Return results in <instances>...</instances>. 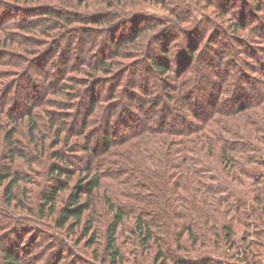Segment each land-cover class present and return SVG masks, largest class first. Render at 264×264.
Returning <instances> with one entry per match:
<instances>
[{
	"label": "trees",
	"instance_id": "obj_1",
	"mask_svg": "<svg viewBox=\"0 0 264 264\" xmlns=\"http://www.w3.org/2000/svg\"><path fill=\"white\" fill-rule=\"evenodd\" d=\"M33 1L37 3L34 6L42 5L41 0ZM56 1L57 6H66L69 2ZM89 1L79 0V3L86 4ZM99 1L106 3L108 7H112L110 2H114ZM116 1L120 3L118 5H131L127 0L125 3L123 0ZM183 2L174 18L171 14L172 20L167 21L166 18L149 17L143 11L133 17V20H128L132 15L129 11L121 15H113L107 11L79 15L69 11L63 15L65 6L56 9L54 6H46L45 3L34 13L35 16H26L24 22L13 18L1 21L0 16V32L6 34H9V28H13L16 32L24 33V36L34 31L46 35L52 23H44L43 20L48 19L47 16H53L61 18L65 25L72 22L96 28L105 25L102 33L110 39L108 45L103 42L95 44V40H89L95 35L91 28L87 29L86 38L81 35L74 38L72 34H66L68 40H76V43L78 41L76 55L71 58L81 65V74L89 77L88 81L81 80L84 86H81L80 108L81 111H86L81 114L83 117L79 132L73 130L70 124L59 125L56 118L64 114L66 117L74 116L76 113L79 117L81 111L76 107L71 111L61 108L57 115H52L54 113L49 110L46 124L55 129V145L60 143L63 132L67 131L64 136V144L67 146L72 133H81L84 140L82 150L86 154L91 153L82 168L85 175L72 186L68 201L60 210L56 208L58 193L65 188L61 177L64 174L71 177V172H65L66 165H51L50 174L58 183L43 193L39 212L44 215V205L48 204L49 214H59L56 227L62 228L71 218L80 219L83 216L94 201L93 193L102 190L103 179L110 177L116 181L115 191H124L120 195L128 200L120 202L117 197H113L118 196L117 194L109 195L103 189L104 202L114 213V219L107 227V245L112 249L110 256L113 261L119 254L114 249L115 234L126 215L134 220L135 231L139 233L142 244L156 245V258L161 259L160 264H166V260H169L166 254H171L164 246L167 240L181 248L184 236L193 247L196 244L219 248L230 246L235 253L223 252V255L238 262H218L216 253L210 250L198 258L172 255V264H257L248 236L250 231L256 237L263 236L261 230L264 227V62L258 61L259 69L255 70L254 78L243 71L241 62L244 55L252 58L256 54L250 43L252 36L257 37V40L263 37L264 1L249 0L248 3H243L237 14L239 19H236L237 15L232 14L233 12L228 13L223 8L225 0ZM151 4L166 9L164 0H151ZM207 5L217 17L230 15L225 21L229 25L224 30L210 19L212 14L209 16L203 10ZM11 7L6 6L27 15L32 12L31 9L28 11ZM31 7L30 5L29 8ZM247 8L253 9L251 13L258 14L253 15L255 21L244 19L247 14L243 11ZM140 19L147 22L139 25L137 23ZM173 22L178 25L187 23L189 29L193 28L190 32L193 35L202 29L209 30L211 34L204 41L206 33L203 36L199 33L196 44H188L175 64H170L167 57L171 51L166 39L176 29L171 26ZM254 22L256 25H253ZM125 23H130L128 34L115 37V32L125 28ZM58 25L55 22L54 27ZM198 25L201 26L199 29ZM162 27L164 31L160 34L158 31ZM177 32L180 34L181 30ZM24 36L21 38L24 39ZM3 37V45L7 42L18 47L21 45V41L12 34ZM154 41L161 45L160 50L152 47ZM91 44L97 47L94 59L89 55ZM59 45L51 46L52 50L45 54L48 57L51 51L54 54L59 52L60 59L51 62L52 72L45 69L40 81H32L31 90L27 89L25 97L27 100H35L25 107V112L18 114L24 113L27 118L32 138L35 137L34 131H40L38 119L32 110L43 105L58 106L56 102H51V105L48 103L51 101V94L56 100L65 102L75 92L74 88H70L73 83L67 85L65 81L71 71L70 67L62 68L70 60V56L66 57L62 49L59 51ZM23 51L27 52V49L23 48ZM63 61L65 62L62 63ZM131 61L135 63L132 65ZM139 65L144 67L137 70ZM26 67L28 71L31 65ZM64 69L65 73L61 77ZM138 72L141 77L139 84L133 81ZM98 73L110 77V85L103 94L98 87L95 88L96 85L104 86L103 80H92L98 78ZM150 73L157 82L153 83L148 79ZM151 83L154 85L152 88ZM33 91L35 92L31 95ZM86 95H89L88 102L84 100ZM3 97L8 99V96ZM127 97L135 98L136 103L124 102ZM139 108H143L145 113H140ZM0 113L6 115L8 122L19 121L12 112H7L6 106ZM124 127L128 129L127 132ZM15 129V126L11 127L6 135L10 144L6 157L11 161L24 154L13 146ZM45 138L43 136L41 141L44 142ZM92 141H100L101 148H96L99 151L90 147ZM108 165L114 168H104ZM5 177H9L10 181L4 191V200L10 205L15 201L11 189L16 185L17 179L7 168L1 173V178ZM4 217L6 215L2 214L0 218L4 229L19 236L18 224L9 227L11 218ZM12 218L16 219L14 216ZM236 224L243 228L242 244L237 247L233 237ZM86 226L89 227L90 222ZM9 235L4 234V239L11 242ZM42 239L51 241L52 249L56 250V253L53 251L54 256H60L59 251H70L59 235L45 233ZM12 244L16 247V252L2 247L0 243V264H31V260L17 252L21 249L18 243ZM50 258L51 256L44 261L47 262Z\"/></svg>",
	"mask_w": 264,
	"mask_h": 264
},
{
	"label": "rangeland",
	"instance_id": "obj_2",
	"mask_svg": "<svg viewBox=\"0 0 264 264\" xmlns=\"http://www.w3.org/2000/svg\"><path fill=\"white\" fill-rule=\"evenodd\" d=\"M24 1L17 2L14 0H0V16L2 18L1 21H6L7 18H13V20L24 22L26 16H35L34 13H36L39 7H42L44 3L47 4L46 6H54L56 9L64 8L65 6H57L56 4H58V2L56 0H41L42 5L39 6H34L37 3H35V1L33 0H26L27 2ZM67 1L69 2L65 6L66 8H64L66 10L63 11V15L64 13L69 11L77 12L79 15H93V13H98L100 11H107L109 13H112L113 15H121L123 13H126V11H129L130 13H132V15L129 16L128 20H133V17L141 14V12L143 11L147 13L149 17L166 18V21L172 20L171 14H173L172 17L174 18L176 12L179 11V6L183 5L184 3L183 0H164L166 3V9H164L159 5L151 4V0H127L131 4L129 6L118 5L120 3H117V1L114 0V2H110L112 7H108L106 3L99 0H90L86 4L79 3V0ZM248 1L249 0H225V2L223 3V8H225L228 13L233 12L232 14L237 15L241 5H243V3H248ZM125 2L126 0H123V3ZM7 5H10L12 6L11 8L16 9H26L28 11L31 9L32 12H29V15L23 12L19 13L18 11H13L6 8ZM30 5L32 6L31 8H29ZM200 5H203V3ZM109 8L110 10H104ZM203 10L206 11V14L209 16L210 14H212V8L208 5L205 6ZM252 11L253 9L251 10V8H247L246 10L244 9L243 12L247 14V17H245L244 19H246L247 21H255L253 15L258 14L256 12L253 14L251 13ZM228 15L225 14L222 17H217L216 15L212 14V17L210 16V19L212 18L211 20H214L219 25V27L223 28L224 30L225 27L229 25L227 22H225L226 19L230 16ZM47 18L48 19L46 20L44 18V23L51 22L52 24L49 25L51 26L49 29L47 28L48 30L46 31V35H42L39 34V32L34 31V33L32 34H28L29 36H24V33L16 32L15 29L9 28V34L14 35L18 40L21 41V45L19 47L16 44L8 42L6 45H3L1 39L4 38V35L8 36L9 34L0 32V111L4 106H6L7 112H12V114H14L15 116L14 118L19 120H16V122H8L6 115H4V113L3 115H1L0 113V218L2 217V214H5L6 217L4 218H11V220L9 221L11 224H8L9 227L15 224H18V227H20L17 230L19 234L18 236L17 233L11 234L12 231L8 230V232L7 230H5L2 222H0V243L2 247L5 246L10 250L15 251L16 247L13 246L12 243L17 242L21 247V249H18L17 252L20 253L21 256H24L25 258L31 260V264H160L161 259L157 260L156 258V245H143L141 242V237H139V233H136L135 231L134 220L132 219V217L126 215L122 218V221L118 225L115 234L114 249L118 250L119 254L114 259V261L110 256L112 249H110L107 245V227L112 223L114 219V213L105 204L102 194H104L105 191L109 193V195H112V193L113 195L117 194L118 196H112L114 198L117 197L118 201L120 202H128L126 198L120 195V193H123L124 191H115L117 187L116 181L111 179L110 177H105L103 179V189H105V191L102 189L99 192L93 193L92 200L94 201L90 203L89 209L83 214V216L80 219L71 218L62 228L56 227V220L58 219L59 214L57 212L55 214H49L48 204L44 205V215H41L39 212L43 193L46 190H49L52 185L58 183V181L55 180V178L50 174L49 170L50 167H52L51 165L57 163L60 164V166L66 165L65 172H71V177H68L67 174H64L61 177L65 188L64 191L58 193L56 208L57 210H60L61 207L67 203L68 196L73 190L72 186L74 187V184L81 180V178H83V176L85 175V173L82 172V168L86 164V158L91 153L87 152L86 154L85 151L82 150L81 145L84 140L81 133H72L73 135L69 136V143L67 146L64 144L66 142L64 136L67 131L66 133L63 132L61 133L60 143L55 145V138H53L55 129L50 128L48 124H46L48 123L47 120L49 114L47 112H49V110L50 113H54L52 115H57L61 111V108L71 111L73 110V107H76L78 111H81V86H84V82H81V80L88 81L87 79L89 78L88 76L81 74V65L79 66V63H75V60L71 58L72 56L76 55V49L79 47L78 41L76 43V40H68L66 38L68 35L66 34H72L74 38L75 36L79 35L86 38L88 34L87 29L91 28L92 30H94L93 33H95V35H91L92 37L89 38V40H95V44L103 42L108 45L110 42V39L104 37L105 34L102 33V29L106 28L105 25L98 28L92 25H83L82 23L76 22H72L70 25H65L61 18L53 16H47ZM183 19L184 18H182V20ZM236 19H239V15H237ZM55 22L57 25L59 24L58 27H54ZM145 22H147V20L140 19L139 23L137 24L141 25ZM125 24L126 25L124 29L120 28L119 31L115 32V37H118L120 34H128V27L130 26V23ZM253 25H256L255 22L253 23ZM171 26H175L176 29L169 34L171 35V37H168L166 39L171 51L167 57V60L170 64H175L176 60L180 58L183 50L186 49L188 44H196L195 40L197 36H199L200 34H202L203 36V34L206 33L204 37V41H206L207 37L211 34L209 30L202 29L201 32L200 30H197L196 32H194L196 35H193L192 33H190L192 32L193 28L189 29V25L187 23H181L178 25L176 22H173ZM200 27L201 26L198 25L197 29H199ZM160 29L161 30H159L158 33L162 34L164 31V27ZM180 30L181 33L178 34L177 31ZM243 33L245 34V31ZM23 36L25 37V40L21 38ZM252 37L253 38L250 40V43L252 44L251 47L254 49L253 52H255L256 54H253L252 58L244 55V57L242 58L243 61L241 63L243 71H245L247 75L254 78L255 70L259 69L258 61L262 60L264 62V31L263 37L258 40L255 39L257 37ZM220 38H222L221 35ZM56 44H60L59 51L62 49L66 54V57L70 56V60L67 61L65 63L66 66L63 65L62 68L70 67L71 71L66 76L67 80L65 81L67 82V85H70L71 82L73 83V87L71 86L70 88H74L75 92L69 99H66L65 102L56 100V97H53V95L51 94L49 97L51 101H48V103H50L51 105L53 104L51 102H56L59 104L58 106L51 107L43 105V107H36L32 110L33 115L38 119V123L40 125V131H34L35 137L32 138L29 134V125L27 122V118L24 117V113H21L20 115L18 114L20 112H25V107H27L28 104L35 100L34 98L28 100L26 99L25 92L27 91V89L31 90V86L34 81H40V77L45 73V69L52 72V67L50 66L51 62L54 63V61L56 62L58 61V59H60V56L58 54L59 52L54 54V52L51 51L48 57L45 54L48 50H52L51 46L54 47ZM152 47L156 50L161 49V45L156 41L153 42ZM23 48H26L27 52H24ZM90 48L92 50L90 51L91 54L89 55L91 56V59H94L97 47L91 44ZM93 51L95 52L92 53ZM64 62L65 61H63L62 63ZM133 63H135V61L132 62V65ZM29 65H31V68L26 71V66ZM142 67L144 66L139 65L137 67V70H140ZM64 73L65 69L63 70V72H61V77L64 75ZM136 74L137 75L133 78V81L139 84L141 77L139 76V72ZM96 75L98 78H94L92 80H103V83L105 84L104 86H95V88L98 87L99 92L103 94L106 87L110 85V77L101 75L100 73ZM148 77V79L152 80L153 83L157 82L151 73ZM153 83H151L150 85L151 88L154 86ZM34 92L35 91H33L31 95ZM3 96H8V99L4 98ZM27 98H29V96ZM84 100L88 102L89 95H86L84 97ZM125 101H127V103H136L135 98L132 97L125 98L124 102ZM133 108L135 109V107H132V109ZM139 109L140 113H145V110L143 108ZM85 111L86 110L81 111L79 117L76 115V113L74 116L71 114L72 116L66 117V115L64 114L58 117L56 116V118L58 119L59 125L65 123L70 124V127L73 130H77V132H79L81 118L83 117L81 114ZM127 119L130 122L129 116L127 117ZM13 126L16 127L15 134L12 137L15 139V142H12L14 143L13 146L21 150L24 154L23 156H16L15 159L11 161L8 157H6L10 146V144L6 140V135L8 129ZM71 128H69V130H71ZM123 129L126 132L128 131L126 127H124ZM42 135L46 137V140L44 142L41 141L43 137ZM90 147L100 149L101 143L100 141H92L90 143ZM98 149L96 150L99 151ZM56 156L58 158H56ZM60 157H62V160H60ZM4 168L9 169L10 173H12V176H15L17 179L16 185L11 189L13 190L12 195L15 197V201L11 202L10 205H8L4 200V191L7 190L10 181L9 177L1 178V173H3ZM104 168H106L107 170H111L114 167L108 165ZM13 216L14 218H16L15 220H13ZM88 222H90L89 227L86 226ZM242 229L243 228L240 227L239 224H236L234 227L233 237L236 247L242 244ZM250 232L251 233L248 236V241L252 242L251 249L252 253L255 256L254 260L255 262H257V264H264V227L261 230V234L263 235L261 237H256V235H254L255 233H252V231ZM45 233L54 236L59 235L61 239L67 243L70 251H62L61 253L59 251L60 256H54L56 250L52 249L51 241L47 242L42 239ZM4 234H10L9 236L11 237V242L5 241ZM182 242L183 247L179 248L176 243L167 240V244L165 243L166 245L164 246L165 248H167V251L171 252V254L169 252L168 254H166L169 258V260H166V264H172V260L170 259V256L172 255L184 256L187 258H198L200 255H205L210 250H213L216 253L215 257L218 258V262H238L233 258H227L228 256L223 255V252H227L228 254L235 253L234 248H231L230 246H221L219 248V246L205 247L196 244L193 247L190 240H187L186 236H184ZM56 249H58V246ZM50 256V260L45 262L46 259H49Z\"/></svg>",
	"mask_w": 264,
	"mask_h": 264
}]
</instances>
